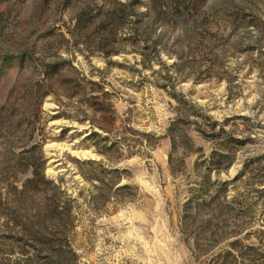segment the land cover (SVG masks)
<instances>
[{
    "label": "rangeland",
    "instance_id": "rangeland-1",
    "mask_svg": "<svg viewBox=\"0 0 264 264\" xmlns=\"http://www.w3.org/2000/svg\"><path fill=\"white\" fill-rule=\"evenodd\" d=\"M0 264H264V0H0Z\"/></svg>",
    "mask_w": 264,
    "mask_h": 264
},
{
    "label": "trees",
    "instance_id": "trees-1",
    "mask_svg": "<svg viewBox=\"0 0 264 264\" xmlns=\"http://www.w3.org/2000/svg\"><path fill=\"white\" fill-rule=\"evenodd\" d=\"M120 5L122 6V8H120V12H124V10H123V8L125 7V6H127V3H120ZM113 34L117 37L119 34L117 33V31H115V32H113ZM135 35H137V34H134V35H132L131 37H133V36H135ZM125 39H130V38H127V37H125V38H123L122 40H125ZM145 47V49H149V48H151L153 51H155V53H159L160 54V50H158V44L156 43V44H154L152 47L151 46H149V45H146V46H144ZM121 50H122V48H119V47H116V46H114L113 48H111V49H109V50H105L106 52H105V56L104 57H109V56H113V55H117V54H119V53H121ZM142 55H143V58H144V60H146V57H147V54L145 53V51L143 50L142 52ZM29 58H32V59H34V56L33 55H31V54H29V52H28V55L25 57L24 56V58H23V60L22 61H27V59H29ZM40 62H41V66L45 69V71H47V73L49 74V73H51V72H57V71H59L58 69L60 68V63H58V62H56V61H54V62H47L46 60H44V59H41V60H39ZM45 95L46 94H42V95H40L39 97L41 98V100L45 97ZM182 120L183 121H185V122H189V114H185V116H184V119L182 118ZM191 123V122H190ZM193 123H195V124H197L198 122H193ZM197 130L198 131H200L201 132V134L202 135H205V130H203L202 128H201V126H197ZM170 137L172 138V143L174 142V138H173V136H171V134H170ZM184 137L187 139V140H189L190 142H191V138L188 136V135H186V134H184ZM32 165V164H31ZM52 214H58L59 216H60V214L62 213V211H60L59 210V208L58 207H55L52 211ZM55 216H57V215H55ZM58 235L60 236V237H62L63 239H65L66 240V242H67V244L70 246V242H71V240L70 239H68L69 238V233H68V231H66L65 229L64 230H60L59 232H58ZM69 242V243H68ZM250 249L251 250H256L255 249V247H250Z\"/></svg>",
    "mask_w": 264,
    "mask_h": 264
}]
</instances>
